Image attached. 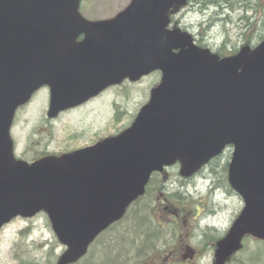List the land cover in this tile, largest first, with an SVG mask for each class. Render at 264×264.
Wrapping results in <instances>:
<instances>
[{
  "label": "water",
  "instance_id": "95a60500",
  "mask_svg": "<svg viewBox=\"0 0 264 264\" xmlns=\"http://www.w3.org/2000/svg\"><path fill=\"white\" fill-rule=\"evenodd\" d=\"M80 1L0 0V228L44 211L65 247L55 264L74 263L153 172L179 162L189 177L230 146L228 182L242 207L217 242L218 264L244 236L264 240V38L220 58L169 28L168 12L186 0H131L93 21ZM154 71L160 80L127 128L71 152L15 158V112L40 87L53 118Z\"/></svg>",
  "mask_w": 264,
  "mask_h": 264
},
{
  "label": "rangeland",
  "instance_id": "374dc122",
  "mask_svg": "<svg viewBox=\"0 0 264 264\" xmlns=\"http://www.w3.org/2000/svg\"><path fill=\"white\" fill-rule=\"evenodd\" d=\"M129 2L130 0H83L80 11L87 19H108L121 11ZM176 10L173 11L174 24L172 25L177 26L180 17L181 21L184 18L185 23H194L199 19L196 10V13L194 10L191 12L187 10L185 16H180ZM250 14L255 15L253 20L256 21V29L244 32L242 35L241 31L244 27L239 26L242 23L238 21L241 12L236 11L232 14L234 23L227 24L223 34L228 49L234 50L241 47L244 45L243 39H249L254 44L256 36L264 32V29L262 30L264 22L260 21L262 12L258 13L260 20L256 19L257 12L252 11L248 13ZM158 81L159 75L153 73L134 83L125 81L120 85H113L99 98L82 107L59 114L56 118L50 119V123L46 122L48 120L46 116L49 102L48 88L41 87L33 94L31 100L21 108L19 107L15 113L11 131L15 155L30 161L44 153L58 154L70 151L116 134L131 123L136 112L148 100L150 89ZM229 151L226 150L219 161L222 166V162L230 155ZM219 164H217V171L220 177L223 167ZM174 170L175 168L169 169L170 172ZM209 179L205 172L204 174L200 172L191 177V182H186L184 189L179 187L177 189V186L169 182L173 186L170 185L168 192L174 199L167 200L162 192L159 195L154 194L157 200L151 208V213L157 222L164 224L169 221L168 219L174 218V215L178 217L177 226L171 223L165 227L170 235L167 234L169 238L160 243V245H167L165 251L171 250L168 253L171 255L168 264H218L216 239L211 241L210 235H214L217 239L224 235L239 212L242 201L238 195L227 190V192L220 190L210 192ZM155 183L156 181H153L152 186ZM150 192L152 191L148 192L144 203L149 202ZM182 199L189 200L181 203ZM182 214L186 216L185 221H181ZM184 245L194 249L195 252L191 258L183 259L180 256L185 253L181 250V246ZM63 249L64 246L56 239L44 212H39L30 218L15 217L0 230V264L30 262L54 264ZM260 249H264L260 241L252 237L244 238L240 249L224 259L221 264H251L250 261L255 259ZM50 250L53 253L51 259L47 255ZM105 250L106 248L99 249L95 254L101 258ZM156 256L153 251L146 257L141 255L140 261L132 264H151L156 260ZM259 262L261 259L258 260Z\"/></svg>",
  "mask_w": 264,
  "mask_h": 264
},
{
  "label": "trees",
  "instance_id": "16d2710c",
  "mask_svg": "<svg viewBox=\"0 0 264 264\" xmlns=\"http://www.w3.org/2000/svg\"><path fill=\"white\" fill-rule=\"evenodd\" d=\"M194 4L195 6L193 7ZM194 4H192V8H196L195 10L198 12L199 19L197 22H199V24H217L220 26V29H223L222 27H224L225 30V26L227 24L232 25L234 23L232 14L236 11L241 12V15L238 17V21L242 24H237L244 27V30L241 31V35L244 32H248L250 30L254 31L256 29V21L253 20L255 15H248L249 12H257L256 19L258 20H260L258 13L262 12V18L260 21L264 22V0H195ZM223 10H226V12L222 14ZM172 19L174 21V17ZM181 28L186 29L184 26H181ZM263 29L264 24H262V30ZM263 38L264 32L259 33L255 39L253 36L255 42H258ZM243 43L251 46L255 45V43L253 44L249 39H243ZM225 152L226 150L219 156L211 159L198 173L201 172L204 174L205 172L208 175V179H212L216 184L224 185L229 192L234 193L227 183H225L226 170L230 155L224 162H222L223 166L219 164V161L223 158ZM217 164L223 167V173L221 171L222 177L221 175L219 177ZM173 168H175L174 172H170L169 169ZM221 179L222 181L220 182ZM153 181H156V183L152 186ZM169 182H171L174 186H177V189L178 187L180 189H184L186 182H191V177L183 178L180 176L178 173V164L165 168L161 173H153L146 186L145 193L130 205L124 217L120 221L113 223L110 227L98 235L90 244L89 251L74 264H132L133 262L140 261L141 255L146 257L150 253H153V251H155L157 255L156 259H164L169 251H171H165V247L167 245H160L161 241H165L166 238H169L168 235H170V233H167L165 230V227L171 223H173L174 226H177L179 224L178 217L177 215H174V218L168 219L169 221L161 224L153 218L151 208H153V204L157 200V197L154 198L155 193L159 195L162 192L164 198L167 200L174 199L173 195L168 192L169 188L173 186L169 184ZM215 183H213V185ZM150 190L152 191L150 192V200L148 203H144L146 195ZM213 191L214 190H210V192ZM187 200L182 199L181 203H186ZM185 220L186 216L182 214L181 221ZM210 236H212L211 241L215 239L217 241V238H215L214 235ZM248 237L249 236L245 238ZM260 243L264 245V241H260ZM104 248H106L105 253L101 258H99V255L97 256L95 253L99 249ZM89 252H91L93 256L91 253L89 254ZM47 255L51 259L53 255L52 251H48ZM260 259L261 262L258 263V260ZM250 262L251 264H264V249H260V253Z\"/></svg>",
  "mask_w": 264,
  "mask_h": 264
},
{
  "label": "flooded vegetation",
  "instance_id": "af4514ba",
  "mask_svg": "<svg viewBox=\"0 0 264 264\" xmlns=\"http://www.w3.org/2000/svg\"><path fill=\"white\" fill-rule=\"evenodd\" d=\"M195 0H187L185 5H183L182 7H178V9L176 10L180 16L184 15L185 13L189 11H193L195 10L194 8H192V4H194ZM195 6V4L193 5V7ZM226 12V10H223L222 14ZM222 16V15H221ZM174 16L172 15V18ZM177 26L181 27L184 26L186 27L185 30L189 31L192 36L193 39L195 41V43L201 47V48H209V50L213 53H216L220 58L224 57V56H228L230 54H234L237 52L238 48H235L234 50L232 49H228L227 48V41L225 40V38H223V34L225 32L224 27H222L223 29H220V26H218L217 24L215 25H204L203 23L197 22V20L194 23H185L184 18L181 21V17L179 18V24H177ZM242 39V38H241ZM262 40V39H261ZM260 40V41H261ZM244 45H248L246 43H243ZM241 44V45H242ZM243 46V45H242ZM251 46V45H250ZM252 47V46H251ZM236 50V51H235ZM158 74L159 72H155L154 74ZM105 91H103L102 93H100L97 97L87 101L86 103L88 104L89 102L93 101L94 99L99 98ZM83 104V105H86ZM83 105H81L80 107H82ZM50 119L46 120V122L50 123ZM198 175V173H197ZM211 177V176H210ZM212 185V190H220L222 192H227L226 187H224V185L221 184H216L215 182H213L212 179H209ZM213 183H215L213 185ZM225 183H227V170H226V176H225ZM181 250H184L185 253L180 254V256L185 259L186 257L191 258L192 255L194 254V249L189 248L187 245L181 246ZM178 251V250H177ZM171 255L167 254L166 257L164 259H156L154 261L151 262V264H168L169 263V258Z\"/></svg>",
  "mask_w": 264,
  "mask_h": 264
}]
</instances>
